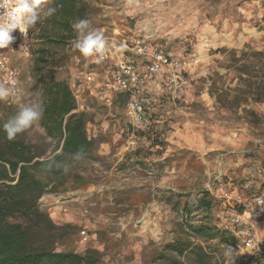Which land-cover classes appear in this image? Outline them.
Returning <instances> with one entry per match:
<instances>
[{
  "label": "rangeland",
  "instance_id": "obj_1",
  "mask_svg": "<svg viewBox=\"0 0 264 264\" xmlns=\"http://www.w3.org/2000/svg\"><path fill=\"white\" fill-rule=\"evenodd\" d=\"M39 2L50 6V0ZM87 8L84 19L105 37L140 35L179 58L181 79L175 85L166 73L149 78L142 128L133 123L123 95L110 104L89 99L86 128L94 139L93 156L70 158L67 166L89 183L71 179L65 191L40 199L51 224L32 232L31 245L96 250L101 264L171 259L200 264L198 247L206 264H253L227 230L240 207L226 196L264 194V102L232 108L219 97L237 86L231 52L264 51V0H87ZM75 39L62 47L56 67L57 77L67 82L78 52ZM32 66V59L21 64L23 94L15 102H0L1 120L24 104L41 103ZM19 136L44 157L60 152L41 120ZM205 189L211 192V210L199 204ZM207 220L214 234H198ZM256 222L264 223V216ZM176 240L190 245L183 255L165 247Z\"/></svg>",
  "mask_w": 264,
  "mask_h": 264
},
{
  "label": "trees",
  "instance_id": "obj_2",
  "mask_svg": "<svg viewBox=\"0 0 264 264\" xmlns=\"http://www.w3.org/2000/svg\"><path fill=\"white\" fill-rule=\"evenodd\" d=\"M49 7L57 12L40 21L30 30L32 71L39 78L44 114L41 124L46 134L55 140L57 161L68 166L73 154L83 151V157L93 156L94 139L89 136L85 112H74L75 98L67 81L57 77L59 52L76 38L72 23L87 15V0H50ZM232 68L237 72V86L231 94L221 91L219 100L228 102L229 107H239L249 102H264V51H232ZM231 94V97H227ZM126 101V97L122 96ZM4 120L0 119V124ZM49 158L37 151L20 136L9 141L0 131V264H101L100 253L91 250L86 253L55 251L34 248L31 245L32 232L49 227L48 215L39 207L40 199L47 193L65 191L67 183L75 179L79 185L89 182L80 175H72L66 167L45 171L44 163ZM201 207L211 210V192L203 190ZM241 211V208H240ZM207 224L199 226L200 235H212L214 228ZM228 233L221 231V235ZM230 236V235H229ZM232 239L237 240L233 235ZM166 249L183 255L190 245L176 240L168 243ZM200 264H206V253L201 247L197 252ZM160 257L165 258V255ZM158 264H186L179 259L162 261ZM259 264H264L261 261Z\"/></svg>",
  "mask_w": 264,
  "mask_h": 264
},
{
  "label": "built area",
  "instance_id": "obj_3",
  "mask_svg": "<svg viewBox=\"0 0 264 264\" xmlns=\"http://www.w3.org/2000/svg\"><path fill=\"white\" fill-rule=\"evenodd\" d=\"M30 30L26 37L18 29L14 30L13 43L9 48L0 49V83L7 81L16 92L7 100L10 102L17 101L23 94L21 64L32 59ZM105 38L109 47L100 63L95 57H84L79 52L74 53L71 59L68 84L76 102L74 112H87L89 99L110 104L116 95H123L127 98L133 123L142 128L145 126L143 90L149 78L166 73L169 80L177 85L181 79L182 61L162 47L151 46L140 35L118 33ZM261 195L256 192L247 199L240 194L230 197L241 211L230 216L227 230L247 249L253 264L264 262V246L255 232L256 221L264 216V205L256 202V197Z\"/></svg>",
  "mask_w": 264,
  "mask_h": 264
},
{
  "label": "clouds",
  "instance_id": "obj_4",
  "mask_svg": "<svg viewBox=\"0 0 264 264\" xmlns=\"http://www.w3.org/2000/svg\"><path fill=\"white\" fill-rule=\"evenodd\" d=\"M57 10V7L42 6L39 0H0V49L9 48L13 43L14 30L18 29L26 37L29 29L34 28L41 19L54 15ZM71 27L76 33V39L72 42L73 48L84 57H95L96 62L100 63L109 47L104 33L91 27V21L88 19L78 18ZM15 95L13 85H9L7 81L0 83V102L7 101ZM43 114L44 108L41 103L24 104L19 107L15 115L0 124V131L7 140H15L41 120ZM83 156V151H78L73 154L72 159L80 160ZM66 166L65 163L57 161L53 155L44 163L43 168L45 171H50ZM256 202L258 205H264V194L256 197Z\"/></svg>",
  "mask_w": 264,
  "mask_h": 264
},
{
  "label": "crops",
  "instance_id": "obj_5",
  "mask_svg": "<svg viewBox=\"0 0 264 264\" xmlns=\"http://www.w3.org/2000/svg\"><path fill=\"white\" fill-rule=\"evenodd\" d=\"M137 60L139 62V59H137ZM237 194H239V193H235V195H237ZM235 195H231V196L230 195H227L226 197L228 198V202H229L230 197L235 196ZM244 199H247V198H244ZM255 226H256L255 232L260 237V239L262 241V245L264 246V223H258V222H256L255 223Z\"/></svg>",
  "mask_w": 264,
  "mask_h": 264
}]
</instances>
